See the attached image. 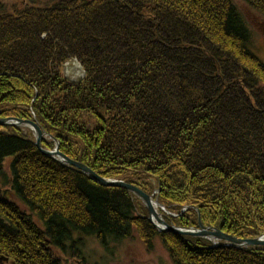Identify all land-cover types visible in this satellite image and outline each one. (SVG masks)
Listing matches in <instances>:
<instances>
[{
	"label": "trees",
	"instance_id": "trees-1",
	"mask_svg": "<svg viewBox=\"0 0 264 264\" xmlns=\"http://www.w3.org/2000/svg\"><path fill=\"white\" fill-rule=\"evenodd\" d=\"M242 1L264 16V0ZM253 41L235 0H0V117L37 121L100 176L158 188L167 223L197 226L198 209L204 225L254 238L264 62ZM74 58L84 76L72 82L61 65ZM0 177L13 196L0 189V256L15 264H91L88 238L111 253L135 232L148 248L159 237L174 264H264V247L158 232L131 192L44 156L23 127H0Z\"/></svg>",
	"mask_w": 264,
	"mask_h": 264
},
{
	"label": "rangeland",
	"instance_id": "rangeland-1",
	"mask_svg": "<svg viewBox=\"0 0 264 264\" xmlns=\"http://www.w3.org/2000/svg\"><path fill=\"white\" fill-rule=\"evenodd\" d=\"M235 2L237 3L242 14L244 15V17L246 18L247 22L250 24V26L253 30L254 41H253L252 49L254 50L256 55L259 56V59L262 62H264V16L262 14H260L259 12H257L252 7H250L247 3L243 2L242 0H235ZM70 61H76L80 65V63L75 58L71 59V60H67L66 62H64L61 65L62 75H64L67 79H69L72 82H75V81L82 79L84 76L83 71H82V74L79 73L80 71L79 72L77 71V72L70 74L69 76L65 73V71H64L65 70V64L67 62H70ZM81 70H82V68H81ZM0 118H2V117H0ZM4 118H7V117H4ZM8 126H10V125H8ZM12 127H19V126H12ZM25 128L28 129L29 131H31L32 143L35 145V136L33 134L32 129L27 128V127H25ZM40 129L42 132L45 133V135H43L41 138V145H42L44 140L45 141L51 140L52 142H54L55 138L52 135H49L42 127H40ZM44 148H46V147H44ZM48 158H50V157H48ZM10 160H11V158H9V157L5 159L4 169L6 171H7L6 166ZM72 160H74V159H72ZM74 161H76V160H74ZM77 162H79V161H77ZM68 167H71V166H68ZM72 169H75V168L72 166ZM2 180L3 179H1V177H0V185L3 184ZM118 180H121V179H118ZM124 182H126V181H124ZM130 184L134 185L132 183H130ZM134 186H136V185H134ZM8 189L9 188L4 185L3 189L1 190V191H3L2 194L7 199L8 198L13 199V196L11 193H9ZM156 190H158V192H159L158 188ZM143 192H145V191H143ZM146 194H148V193H146ZM137 199H139V198L137 197ZM164 221L166 222L165 219H164ZM197 222H198V219H197ZM201 223H202V220H201ZM167 224H170V223H167ZM171 225H175V224H171ZM202 225H204V224L202 223ZM175 226H177V225H175ZM204 226L205 227H213V226H207V225H204ZM190 227L191 228H198V223H197V226H190ZM187 228H188V226H187ZM215 228L218 229L217 227H215ZM165 232H168V231H165ZM161 233H163V232H161ZM185 236H187V235H185ZM194 237L203 239L202 237H199V236H194ZM240 239H242V238H240ZM206 240H209V239H206ZM152 244H153V247L148 248V246H146L144 244V242H142L139 239V237L137 236V233L135 232L132 234L131 237L123 238L118 243L113 244L112 245L113 248L110 249L111 253H109V252H105L103 247H101L97 242L95 243L88 238L86 240V247L84 246L85 249L83 247V251L85 254L84 255L82 254V255L85 256L87 261L91 264H174L173 261L171 260L170 256H169L168 251L166 250L165 246L163 245V243L159 237H156L155 239H153ZM7 258L8 257H4V256L1 257L0 256L1 261H3L5 264H6ZM59 259L62 260L63 259L62 256H60ZM68 261L70 262V264H80L79 259L73 258V259H69Z\"/></svg>",
	"mask_w": 264,
	"mask_h": 264
},
{
	"label": "water",
	"instance_id": "water-1",
	"mask_svg": "<svg viewBox=\"0 0 264 264\" xmlns=\"http://www.w3.org/2000/svg\"><path fill=\"white\" fill-rule=\"evenodd\" d=\"M0 125L1 126H23L32 129L33 134L35 136V146L37 149L42 153L43 155L50 157L54 159L57 157V160L61 164H67L78 167V169L89 175L90 178L97 183L104 185V186H114V187H123L127 191L133 193L136 197H138L144 206L148 210V219L153 224V226L159 231V232H172L179 235H192V236H199L202 238H206L209 240H222V246H231V247H249V246H260L264 247V235L249 238V239H240L237 237H234L232 235L223 233L219 229L213 228V227H205L201 223V219L198 218V228H191V227H177L175 225L167 224L164 219L162 218L161 214L155 209L156 207H162L160 206V202L156 199L152 198V195H148L145 192H143L140 188L131 185L129 183H126L121 180H108L99 177L96 173H94L90 168H88L86 165L74 161L67 157L65 154L61 153L59 150V144L57 140L55 139L54 142H56V146L53 150L45 149L41 145V138L43 135H45L44 132L41 131L39 125L29 119H20L16 117H7V118H0ZM158 193L157 191H154V194ZM155 206V207H154Z\"/></svg>",
	"mask_w": 264,
	"mask_h": 264
},
{
	"label": "bare ground",
	"instance_id": "bare-ground-1",
	"mask_svg": "<svg viewBox=\"0 0 264 264\" xmlns=\"http://www.w3.org/2000/svg\"><path fill=\"white\" fill-rule=\"evenodd\" d=\"M254 51V50H253ZM259 57V56H258ZM65 73L69 76L70 74H72V73H74V72H79L80 74H82V70H81V66L76 62V61H70V62H67L66 64H65ZM36 123H37V121H36ZM38 124V123H37ZM6 126V125H5ZM0 127H4V126H1L0 125ZM20 127H23V126H20ZM23 128H25V127H23ZM57 142H58V144H59V141L57 140ZM56 146V142H54V146L50 149V150H53L54 149V147ZM44 148V147H43ZM45 149H48V148H45ZM59 150H60V148H59ZM40 152V151H39ZM60 152L61 153H63L61 150H60ZM63 154H65V153H63ZM66 155V154H65ZM67 156V155H66ZM67 157H69V156H67ZM70 158V157H69ZM52 159V158H51ZM52 160H54V161H56L57 163H59L58 162V160H57V157H55L54 159H52ZM59 164H61V163H59ZM62 165H64V166H66V167H68V166H71L70 168L72 169V165H67V164H62ZM85 165V164H84ZM87 166V165H86ZM75 169V171H78V172H80V173H82V174H84V175H86L87 177H89L90 178V176L89 175H87V174H85V173H83V172H81L79 169H78V167H76V166H73ZM88 168H90L89 166H87ZM94 173H96L92 168H90ZM99 177H101V178H104V179H108V180H116V181H118V179L117 178H114V177H103V176H100L98 173H96ZM91 179V178H90ZM92 180V179H91ZM93 182H96V181H94V180H92ZM121 181H123V180H121ZM97 183V182H96ZM126 183H128V182H126ZM97 184H99V183H97ZM130 184V183H129ZM99 185H101V184H99ZM101 186H104V185H101ZM104 187H107V186H104ZM108 187H114V186H108ZM118 188H121V189H124L123 187H118ZM0 189L2 190L3 189V184L2 185H0ZM126 190V189H125ZM154 191H157L156 189H154L153 190V192L151 193V194H148V195H152V198L153 199H156L157 198V201L159 202V200H158V193H155L154 194ZM143 204V203H142ZM144 205V204H143ZM160 206H162V207H156L155 209L161 214V216H162V218L164 219V214L165 215H173V214H170L169 212H168V210L165 208V206L162 204V203H160ZM155 207V206H154ZM147 209V208H146ZM188 209V206H185L182 210L184 211V210H187ZM148 211V210H147ZM196 212H197V219L198 218H200L201 219V217H200V214H199V212H198V209H196ZM198 223V222H197ZM178 226V225H177ZM178 227H182V226H178ZM213 228H215V227H213ZM219 229V228H218ZM220 231H222L221 229H219ZM223 232V231H222ZM172 233V232H171ZM223 233H225V232H223ZM175 234V233H174ZM226 234H228V233H226ZM177 235H179V234H177ZM230 235V234H229ZM261 235H264V234H261ZM261 235H259V236H261ZM181 236H185V235H181ZM188 236H191V237H194V236H192V235H188ZM258 237V236H257ZM238 238V237H237ZM203 239H205V238H203ZM244 239H249V238H244ZM207 241H209L210 243H211V245L212 246H222V243L224 242H222V240H216V241H214L213 242V240H207ZM222 242V243H221ZM228 247H230V248H235V247H231V246H228ZM240 248H245V247H238V248H236V249H240ZM6 263L8 264V263H10V264H15L14 263V261L13 260H11V259H8L7 258V261H6ZM65 263L66 264H68L69 263V261H68V259H65Z\"/></svg>",
	"mask_w": 264,
	"mask_h": 264
}]
</instances>
